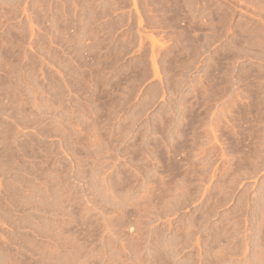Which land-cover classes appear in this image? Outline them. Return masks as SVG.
Instances as JSON below:
<instances>
[{
    "label": "rangeland",
    "instance_id": "obj_1",
    "mask_svg": "<svg viewBox=\"0 0 264 264\" xmlns=\"http://www.w3.org/2000/svg\"><path fill=\"white\" fill-rule=\"evenodd\" d=\"M0 264H264V0H0Z\"/></svg>",
    "mask_w": 264,
    "mask_h": 264
}]
</instances>
